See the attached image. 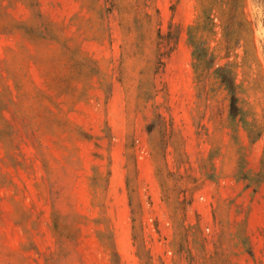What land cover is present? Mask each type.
I'll list each match as a JSON object with an SVG mask.
<instances>
[{
  "label": "rangeland",
  "instance_id": "374dc122",
  "mask_svg": "<svg viewBox=\"0 0 264 264\" xmlns=\"http://www.w3.org/2000/svg\"><path fill=\"white\" fill-rule=\"evenodd\" d=\"M263 154L264 0H0V264H264Z\"/></svg>",
  "mask_w": 264,
  "mask_h": 264
},
{
  "label": "trees",
  "instance_id": "16d2710c",
  "mask_svg": "<svg viewBox=\"0 0 264 264\" xmlns=\"http://www.w3.org/2000/svg\"><path fill=\"white\" fill-rule=\"evenodd\" d=\"M190 38H191V44L194 47L193 54L195 55V57H197L204 63L211 64L210 59L212 58V56L209 55L208 49L199 42L194 41L192 39V35H190ZM215 72L217 76L220 78L221 82L227 87L228 91L231 94L230 112L232 117H236L242 111L238 106V96L236 94L237 83L234 77L233 69L228 65H224L221 67H217L215 69ZM241 121L245 124L247 123V120L244 117H241ZM261 135H262L261 132L256 133L257 138L260 137ZM262 173H264V154L261 161V169L259 174Z\"/></svg>",
  "mask_w": 264,
  "mask_h": 264
}]
</instances>
